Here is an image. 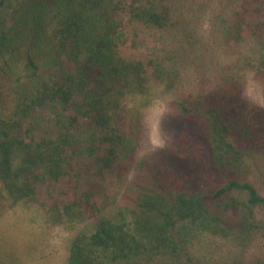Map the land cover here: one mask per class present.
<instances>
[{
  "label": "trees",
  "instance_id": "1",
  "mask_svg": "<svg viewBox=\"0 0 264 264\" xmlns=\"http://www.w3.org/2000/svg\"><path fill=\"white\" fill-rule=\"evenodd\" d=\"M3 1L0 210L38 201L41 182L73 176L66 155L84 122L94 129L104 166L130 158L134 142L118 133L115 114L125 95L147 92L150 77L143 61L119 51L123 12L151 29L165 28L171 18L165 0ZM254 69L263 83L261 105L241 97L238 83L175 101L180 119L173 134L154 166L141 165L123 205L104 212L88 191L57 206L64 222L95 217L74 236L66 264L176 258L184 250L180 227L186 220L242 249L251 245L262 229L257 208L264 207V53ZM48 103L62 110L57 138L29 132L28 119ZM188 253L176 264H194Z\"/></svg>",
  "mask_w": 264,
  "mask_h": 264
},
{
  "label": "rangeland",
  "instance_id": "2",
  "mask_svg": "<svg viewBox=\"0 0 264 264\" xmlns=\"http://www.w3.org/2000/svg\"><path fill=\"white\" fill-rule=\"evenodd\" d=\"M165 1L171 18L163 29H151L123 12L125 41L119 51L143 61L150 77L147 92L125 95L115 114L118 133L134 142L130 158L104 166L97 156L101 147L92 141L94 129L82 123L66 155L73 176L41 182L38 201L0 210V264H66L74 236L95 217L64 222L57 206L73 200L74 192L88 191L104 212L123 205L124 191L140 175L141 165L154 166L166 148L180 119L175 101L181 96L230 90L238 83L241 97L262 104L263 83L254 77V64L264 53V0ZM61 111L55 103L38 107L28 119L29 132L57 138L63 130ZM257 216L262 229L246 249L186 220L180 227L184 250L159 264H176L186 252L194 264H256L264 260V207L257 208Z\"/></svg>",
  "mask_w": 264,
  "mask_h": 264
},
{
  "label": "water",
  "instance_id": "3",
  "mask_svg": "<svg viewBox=\"0 0 264 264\" xmlns=\"http://www.w3.org/2000/svg\"><path fill=\"white\" fill-rule=\"evenodd\" d=\"M2 2H3V0H2Z\"/></svg>",
  "mask_w": 264,
  "mask_h": 264
}]
</instances>
